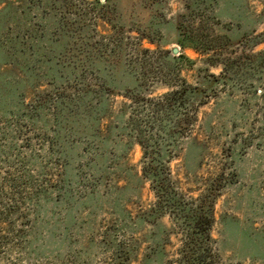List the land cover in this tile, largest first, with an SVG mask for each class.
I'll list each match as a JSON object with an SVG mask.
<instances>
[{"label":"rangeland","instance_id":"1","mask_svg":"<svg viewBox=\"0 0 264 264\" xmlns=\"http://www.w3.org/2000/svg\"><path fill=\"white\" fill-rule=\"evenodd\" d=\"M113 1L120 16L108 23L94 17V0H0V264H106L105 237L137 240L142 252L144 240L159 233L146 223L123 229L119 214L126 209L134 216L154 197L138 178L141 148L128 142L117 117L128 100L105 94L108 108L100 114L101 90L108 82L120 87L133 81L150 88V95L163 92L157 71L171 60L161 51L173 47L194 60L180 71L188 81L206 64L177 33L179 24H197L182 15L193 0ZM65 4L71 9L63 12ZM262 7L259 0H215L206 13L220 14L210 32L232 41L252 25H239L238 15L257 19ZM98 51H123L121 67L113 74L109 63L91 58ZM137 51L152 52L145 84L137 75ZM190 136L204 145L197 179L219 171L228 179L215 216L226 212L237 219L213 226L221 261L264 264L256 256L264 257V241L248 229L264 226V93L230 82L199 107ZM183 153L169 168L180 189L192 188L187 195L195 196L199 190L193 176L184 175ZM160 221L169 224L167 216ZM169 242L170 254L177 244L173 234Z\"/></svg>","mask_w":264,"mask_h":264},{"label":"trees","instance_id":"2","mask_svg":"<svg viewBox=\"0 0 264 264\" xmlns=\"http://www.w3.org/2000/svg\"><path fill=\"white\" fill-rule=\"evenodd\" d=\"M259 1L263 7L257 19L238 15L236 21L239 25L250 22L252 25L248 30L237 33L232 41L225 33L210 32L209 24L218 20L217 14H220L218 11L206 13L214 7L215 0H193L187 7L188 11L182 15L196 18L197 24L194 27L179 24L177 33L181 37V44H186L204 56L200 59L206 64L193 82L181 76L180 71L191 68L194 60L181 51L175 54L161 51L171 60L170 65L162 66L156 75L166 87L163 92L150 95V88L133 81L120 87L108 82L102 88L100 97L120 94L128 100L121 104L117 117L124 124L122 130L128 142L137 143L141 148L138 178L140 182H148L154 197L146 208L139 209L134 216L126 209L119 214V218L123 219V229L133 227L131 229L136 230L137 224L146 223L154 231H159L153 239L144 240L146 246L142 252L137 240L105 237L104 242L110 252L106 264H229L221 261V247L212 236L217 221L226 226L229 220L237 219L226 212L221 213L219 219L215 216L216 198L222 193L228 179L223 171L197 179L194 172L203 157L204 145L190 134L197 121L199 107L206 104L220 89H226L230 82H239L243 89L253 95H263L264 26L260 30L257 26L264 23V0ZM94 3L95 18L108 23L113 16L119 18L120 12L113 0H94ZM70 9L68 4L63 5V12ZM199 9L201 12H198ZM73 12L77 14L80 11L73 9ZM259 44H263L262 48L255 50ZM228 48H232L231 51H225ZM151 53L137 51L134 55L140 64L138 78L144 84L152 77V70L148 68L153 63ZM123 54V51H98L91 58L100 63H109L114 74L121 67ZM210 65H220L221 69L218 73L210 72ZM260 87L262 90L258 91ZM104 97L101 98L100 114H105L108 108ZM204 126L209 131V119L204 122ZM197 143L199 149L195 148ZM183 148L184 175L193 176L192 182L196 185L194 190H199L195 196L187 195L192 188H187V192L180 189L179 180L173 177L169 168V162L179 157ZM192 154L194 160L190 158ZM164 216L168 218V225L160 221ZM248 229L255 231L264 241V226L255 228L251 223ZM171 234L176 237L177 244L169 254L165 246L170 243ZM256 256L261 257L264 263L263 255L256 253Z\"/></svg>","mask_w":264,"mask_h":264},{"label":"water","instance_id":"3","mask_svg":"<svg viewBox=\"0 0 264 264\" xmlns=\"http://www.w3.org/2000/svg\"><path fill=\"white\" fill-rule=\"evenodd\" d=\"M172 52H173V53H177V48L173 47V48H172Z\"/></svg>","mask_w":264,"mask_h":264}]
</instances>
